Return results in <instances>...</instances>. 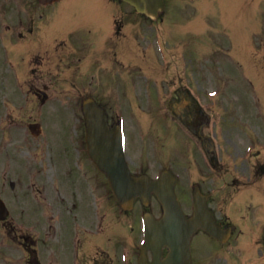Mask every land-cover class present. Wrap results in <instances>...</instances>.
<instances>
[{
  "label": "rangeland",
  "instance_id": "1",
  "mask_svg": "<svg viewBox=\"0 0 264 264\" xmlns=\"http://www.w3.org/2000/svg\"><path fill=\"white\" fill-rule=\"evenodd\" d=\"M180 2H176L172 6V12H174L175 16L177 15V12L179 11L181 15L185 16L184 19L177 20V23L180 25V29L176 32L178 33V37L182 39L181 44L179 45H173L170 43V54L168 52L167 48V65H164L165 62H162L161 59L162 56L160 53H158L157 48L154 46L150 49H147L145 47V43L147 41H144L143 39H140L139 41V47L142 49V52H139L140 54V60H143V67L144 72L141 70L135 71L133 73H130L129 77L133 76V79H130V82H124L123 85L126 88L125 96L123 95V91L120 90V83L118 81L112 82L107 85H111L112 91L116 92L113 93V99L109 100L107 97L104 99L101 95H99L101 98L104 99V102L108 103L110 106V102L112 101V107L114 108H122L125 112L126 116V131L128 135L129 140V147L131 148L132 152H135L136 150H139V145L144 142L142 139V136H145V126L147 127L146 120L149 117V114L145 113L147 111L152 110V113L155 115V109L160 108V101H158V96L162 93V95H165V98L169 97L171 94V91L175 88V85L177 84L178 79L181 77L183 80L186 79V82L188 81V78H191L194 76V71L197 69L196 67L193 68V64L196 61V47L194 45L192 46L190 43V39L192 37L191 33V24L195 21L196 13L195 15L191 16L192 13L196 10L195 5L196 2L193 0H185L186 2H183L182 0H178ZM215 1V0H211ZM235 1V0H233ZM241 2L243 0H240ZM246 5V4H245ZM247 9L248 6L246 5ZM43 8L39 6L38 12L40 13ZM245 7H243V10L245 11ZM248 11V10H247ZM257 13L259 19L254 21L247 20L244 22V24L241 25V30L245 31V33H248V36L244 42V40L238 39L236 37V32L238 30V21L231 20H225L224 17L219 16L216 12L215 5L212 6V8L204 13V18L202 20V24L197 29L195 28V32L204 39H212L214 42L201 44L200 50H203V54H210L214 52L220 60H222V63H227L229 60L232 59H239L244 63V66L242 69L238 68H228L227 64L221 67L219 65H214L210 68H205V71L208 73L205 74V80L210 82H205L206 85L212 84V83H223V84H229V79H231L234 83H242L245 81H248L246 79L245 70L247 77L251 80H255L256 84H259L262 86V81H264V78L262 79V75L264 76V68H259L258 66L264 63V0H258V8ZM256 17L255 15H253ZM125 18V31H131L132 28V18L129 15H123ZM171 17V16H170ZM175 18V17H171ZM170 22H176V20L170 19ZM168 23V21H167ZM168 29H173L169 25L167 26ZM191 27V28H190ZM194 30V29H193ZM155 29L150 30V38L151 41L154 40ZM133 33V32H132ZM137 35L138 33L135 32ZM211 34V36H209ZM138 38V36H136ZM124 37H119L117 40L111 41L116 42L117 44H121L123 46ZM169 42V41H168ZM220 48L224 49L220 52H217L220 50ZM146 52V54L143 52ZM80 50V49H79ZM78 50V55H80V52ZM223 51L228 53V56L220 53ZM233 54V55H232ZM216 56V57H217ZM133 61V60H130ZM219 63V62H217ZM84 63L81 64L83 67ZM56 70V68H55ZM60 71V69H58ZM202 69L201 71H203ZM2 73L6 74L3 70L0 71V77ZM146 78L139 81L138 75L144 74ZM24 75V74H23ZM55 75H73V72L62 70L61 74H55ZM200 75V74H199ZM118 70L115 71V78H117ZM201 77V76H200ZM228 77V78H227ZM3 80V81H2ZM0 78V141L2 140L1 145L10 143L13 139L17 138L20 141L17 143H14L12 145L16 146L20 153L22 154V160L19 161L22 165L21 171L24 170V168L31 166H34L35 169H40V165L34 164L32 162V159H28L29 157H33V155L38 156L39 158L45 159L48 157L46 150L51 149V136L59 133L58 125L60 123H63V121H66L68 124H76L81 116H74L70 115L68 111H66L68 108H66L65 105L60 104V102L66 101V98L63 96L59 97V91L61 90L60 87L62 84H55L53 89V93H55V96L53 97V101L51 103H54V112L48 113V108H44L40 105L39 107L36 105L37 101L32 93L35 101H32L31 99H28V95L25 91H23L22 88L26 87L28 88L30 85L26 84V80L24 77L20 79L22 83L21 86H16L15 82L16 79L13 77H10L8 79ZM73 80V78L71 79ZM132 80V81H131ZM6 81V82H4ZM128 81V80H127ZM249 82V81H248ZM252 82V81H251ZM82 83H80L81 85ZM66 86V89L72 93V86L69 84H64ZM233 85V83L231 84ZM103 86V85H102ZM101 86V92L104 93L105 91L102 89ZM213 88V87H209ZM230 89V88H229ZM57 90V91H56ZM231 90V89H230ZM23 91V92H22ZM259 91V90H258ZM170 92V94H169ZM260 94V93H259ZM18 96L16 98V103H18V110L16 111L13 116L8 117L7 112L8 110L5 107V102H8L10 105L14 101L15 96ZM229 95H237V92L231 91ZM68 100L72 99L71 96H67ZM134 98L133 102L131 100H128L127 98ZM12 98V99H11ZM125 98V103H123L122 107H120V102ZM258 98V96H257ZM255 99V97H254ZM246 102L248 103V106L254 107V101L253 99L246 98ZM264 102V101H263ZM138 103V108H137ZM50 104V103H49ZM14 107L13 105H11ZM22 106V108H20ZM10 107V106H9ZM141 107V108H140ZM44 108V109H43ZM144 110H143V109ZM260 106H258V109ZM43 109V110H39ZM163 109V108H162ZM145 111V112H143ZM237 111V110H236ZM233 110V112L229 113L230 117L235 116L234 120L244 121L245 124L240 126H233L231 125L228 127V132L231 134L228 139L224 138V131L222 129L216 128L214 131L217 141H220L223 143L221 145L220 151L222 152V155L220 153V156L222 157L223 162V171L219 170V176L214 174L215 172L211 171L207 166L201 163V161L198 160L195 161V157L192 158V154L190 153L191 145L194 140L191 139L190 136L183 133L184 136L180 135L175 137H170L167 127L165 130H163L162 135H159V129H160V123L156 122L153 118V136L151 140V144L153 145L155 142L157 146L161 145L162 143H166V148L161 146V152L163 151V157L159 158L164 160L163 162L157 161L158 164H170L173 167H176L179 169L181 174L183 175V180L181 181V185L179 187L180 191L184 193L186 200L189 199V195L186 192H189V185L192 181L191 176L189 174V171L193 172V176L197 180H201L202 184L205 186L206 189H212L216 195L215 201L220 202L222 201L219 196L229 195L230 193H234L237 189H239L240 194H237V196L233 199V202L231 200V204H233L231 207L233 209H237V207H241L238 215L232 214V217L239 223V226H244L245 223L243 222L242 218L246 214L251 217L252 213V219H256V212H258V195L255 193V191H258L257 185L264 181V170H260L259 172L256 170L258 166V161H264V150L259 149L263 148L261 146V143H264V122L260 123L256 120V117L252 113H244L242 112V116H237V112ZM252 111V110H250ZM254 111V109H253ZM261 111V108L259 110V113ZM262 111H264V108L262 106ZM64 112H66L64 114ZM163 117V115L161 114ZM9 118L11 120L17 119V122L21 123H27L29 121L33 120H39L42 121L44 126V133L40 136L38 139H34L31 136L28 135V140L30 142H24L25 137L27 136V132L24 128L19 129L18 127L15 128L13 126H9ZM224 116L221 115V119H223ZM78 119V120H77ZM149 119V123H150ZM228 122V121H227ZM222 124V123H221ZM219 124L218 126H220ZM150 125V124H149ZM166 126V125H165ZM8 127H10L8 129ZM157 127V128H155ZM159 127V129H158ZM58 128V129H57ZM227 126L225 127V129ZM8 129V130H7ZM13 132V134H12ZM259 135V137H258ZM235 136V138L233 137ZM147 137V136H146ZM145 137V138H146ZM177 137V138H176ZM260 138V143L256 144V152L253 153V155H245V149L248 144L251 142L257 143V141L251 140L252 138ZM176 138V139H175ZM250 140V141H249ZM150 141V140H149ZM148 141V143H149ZM249 141V142H247ZM188 142V144H187ZM230 142V143H229ZM246 142V143H245ZM161 143V144H160ZM240 146H237V144ZM242 144V145H241ZM229 145V146H228ZM234 145H236L239 148L238 149H231L234 148ZM49 147V148H48ZM48 148V149H47ZM64 149L56 147L54 149L55 157L58 158L60 161H66L69 159L66 154H64ZM134 157H136V165L141 166L142 161L145 159H140V156L138 154L132 153ZM196 154H198V151H195ZM232 152V153H230ZM259 152V153H258ZM239 153V154H238ZM258 153V154H257ZM156 154V153H155ZM228 155V156H227ZM237 157V158H236ZM178 160V164L175 163V160ZM17 162V160H14ZM12 165V163H10ZM87 163L84 161V165L82 167L83 174L87 171ZM4 166V163L0 161V167ZM5 167L8 168V171H1L0 172V189L2 191L11 190L9 187V182L16 181V184H18L19 179L23 180V177L18 173L14 172L12 169L9 168V166L6 164ZM158 168L150 169L151 172L156 173ZM18 170V168H17ZM225 170L227 171L226 173ZM188 171V173H187ZM218 172V171H217ZM260 173L261 175H258ZM243 175H248L249 178H241ZM230 181L231 186H226L224 189H218L220 187V184L226 179ZM257 182H254V179H257ZM261 180V181H260ZM246 181H253L251 184H248V186L244 187L241 184ZM4 182H6V185L4 186ZM94 185V184H93ZM229 185V184H228ZM18 185H16V188ZM264 188V187H263ZM97 191V190H96ZM264 191V190H263ZM98 192V191H97ZM101 192V191H100ZM105 194V192H101ZM186 193V194H185ZM219 195V196H218ZM185 201V200H184ZM155 207L156 209H159L158 201L155 200ZM104 204V210L105 212H108L112 219H115L116 214L114 212V209H111V206ZM187 209L188 207V201H185V204ZM229 205L220 204L219 207H230ZM251 207V208H250ZM255 216V217H254ZM252 222V223H251ZM251 223V224H250ZM254 222L249 221L246 224V228L243 230L244 234L241 236V238H244L246 240L247 235H251L257 230L258 232V226L256 224L252 225ZM201 243V241H199ZM239 242L234 241L233 243V250L231 251L230 257H233L234 261L243 260L249 262L248 259L252 258V254L247 249H239L238 244ZM255 244L254 242H252ZM205 245H209L213 248V254L212 249L209 250H200L199 262L200 264H205L207 261H209V264H218L216 261V255L219 253L221 249H217L208 240H205ZM205 245H202V247H205ZM257 245V244H255ZM258 250L262 247L258 245L256 247ZM212 254V255H211ZM207 256H209L207 258ZM258 255H256L257 258ZM256 260V259H255ZM220 264H224L223 261H220ZM258 263V262H257ZM252 263V264H257Z\"/></svg>",
  "mask_w": 264,
  "mask_h": 264
},
{
  "label": "flooded vegetation",
  "instance_id": "2",
  "mask_svg": "<svg viewBox=\"0 0 264 264\" xmlns=\"http://www.w3.org/2000/svg\"><path fill=\"white\" fill-rule=\"evenodd\" d=\"M39 6L43 8L40 13ZM55 6L56 3L41 4L38 0H0V61L4 77L10 78L12 73L17 80L24 77L33 85L36 95L42 96L40 92L45 90L48 98L52 97L56 83L77 85L78 94L74 97L97 98V94H102V84L110 78L108 74L113 72L110 63H118V51L106 45L126 36L124 18L119 15L108 22L102 13L89 15L82 30L92 24L94 27L79 33L70 31L68 24L59 20L68 18L56 17L59 8ZM108 23L112 25L111 31L106 28ZM131 23L132 27L137 25L135 21ZM66 69H72L73 75H55ZM203 124L198 121L199 130L204 129ZM203 138L210 146V134L205 133ZM237 146L231 149L239 151ZM209 155L212 161L217 158L210 151ZM260 168L262 163H258L256 170L259 172ZM90 179L94 180L90 181L91 190L109 191L101 173L95 172ZM63 185L72 189L65 196L60 193L50 197L60 209L48 216L47 235H40L37 220H27L21 209L16 211L17 219L0 221L5 240V246H0V264H37L31 260L32 252L42 264H137L138 227L133 222L117 223L110 219L102 205L86 208L83 201L87 194L80 190L81 182L65 178ZM223 223L229 224V218H224Z\"/></svg>",
  "mask_w": 264,
  "mask_h": 264
},
{
  "label": "water",
  "instance_id": "3",
  "mask_svg": "<svg viewBox=\"0 0 264 264\" xmlns=\"http://www.w3.org/2000/svg\"><path fill=\"white\" fill-rule=\"evenodd\" d=\"M139 6H146V10L152 12L160 5V0H132ZM95 106V105H94ZM87 109V119H88V140L90 147V154L92 158L99 164V166L108 171L112 176L113 180H120V184L118 185V194L121 198L128 197V195L133 196V191L139 192L140 186L138 185L139 181L134 178V181H130L133 184L134 190L129 192L128 184L131 176H129L128 169L126 166L119 162L118 159H121L120 152L117 150L118 147V134L116 133H107L104 116L100 112L99 109L88 105ZM94 112V113H93ZM117 160V161H116ZM121 174H125L126 177H120ZM127 180V185L124 184ZM169 177H164L159 182L150 183V186L156 189V191L160 194V197L165 202V218L164 225L167 228L172 227L176 228L175 235H182L183 237H188L190 232L197 227H204L210 230L212 233L216 235H220V229L215 224L214 220H204L203 219V211L199 213L198 216H195L191 220V223L186 226V229L183 228L184 234H181L178 227L185 224V219L180 212V207L176 201L175 194L173 191V186L170 184L169 188L166 186ZM128 193V194H127ZM127 200V198H126ZM202 208V207H201ZM205 209V208H204ZM206 212V210H204ZM222 237V236H221ZM185 258V257H184Z\"/></svg>",
  "mask_w": 264,
  "mask_h": 264
}]
</instances>
